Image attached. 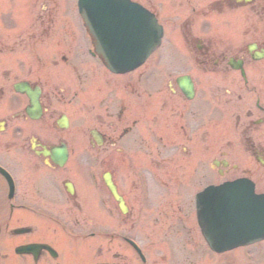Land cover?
Returning <instances> with one entry per match:
<instances>
[{
    "label": "flooded vegetation",
    "instance_id": "1",
    "mask_svg": "<svg viewBox=\"0 0 264 264\" xmlns=\"http://www.w3.org/2000/svg\"><path fill=\"white\" fill-rule=\"evenodd\" d=\"M136 1L164 29L162 45L147 63L157 83L149 88L141 77L108 80L106 96L95 91L92 130L101 143L92 139L88 152L77 158V142L59 127L64 114H43L42 121L49 116L52 122L42 127L32 126L36 122L28 114H0V264H77L80 238L92 242L105 262L125 264L127 255L115 245L130 249V231L143 226L158 197L185 194L183 209L194 216L191 192L186 194L194 180L207 181L211 173L247 176L264 189V0ZM44 5L69 11L37 16L46 30L47 23L78 19L70 13L73 0H44ZM161 71L168 73L160 80ZM196 72L218 80L212 86ZM183 75L193 80L192 98L178 83ZM10 81L9 75L0 80V98ZM46 98L51 94L43 87L48 111ZM210 98H216L215 107ZM211 117L219 121L212 156ZM18 118L30 126L19 127ZM230 118L232 130L225 126ZM22 131L28 136L21 137ZM107 174L129 206L125 213L104 182ZM81 175L89 182L88 198L77 183ZM133 195H138L134 205ZM193 221L177 217L172 223L183 237L186 233V244L193 242ZM36 244L45 247L24 249Z\"/></svg>",
    "mask_w": 264,
    "mask_h": 264
},
{
    "label": "rangeland",
    "instance_id": "2",
    "mask_svg": "<svg viewBox=\"0 0 264 264\" xmlns=\"http://www.w3.org/2000/svg\"><path fill=\"white\" fill-rule=\"evenodd\" d=\"M64 9L66 8H61V6L55 8L51 6L46 9L44 0H4L0 3V80L7 75L12 78L9 89H6V98L0 99V114L18 113L24 110L28 104V99L25 96L14 92L12 86L14 81L12 80L28 79L41 84L45 88V94H51L50 99L46 98L49 107L46 114H67L69 116L71 130L66 132L73 142H77V155L80 154L77 156L78 158L81 157L85 144H89L90 141L89 131L93 125L92 110L96 96L95 91H100V95L104 96L106 92L104 82L108 79H110L109 82L117 84L121 79L128 78L135 81L138 77L143 79L153 76L156 72L145 65L127 76L110 74L100 61L93 60L88 54L84 42L86 32L77 17L72 18V28H69L68 24H63L62 20L45 24L49 30H45L44 25L41 26L38 21L33 22L35 17H40V15L54 14L56 17H61L66 14ZM71 30H75L74 36L69 37L67 34L70 33L67 31ZM62 33L67 34L63 35ZM31 35L34 37L31 38ZM79 47L82 48L83 54L79 53L77 57ZM63 56H67L66 62L63 60ZM180 72L182 71H170L175 75ZM74 73H77V79ZM166 73L161 71L160 80L167 76ZM196 74L207 79V82L212 86L218 80L215 75L207 76L200 72H196ZM102 81L103 83H100ZM147 85L149 88H153L155 81ZM153 97L155 96L153 95ZM210 100L212 107H215L216 103L213 100L216 101V98H210ZM44 122L51 124L52 121L49 116H46L42 122L34 123L32 126L42 127ZM218 122L217 118L211 117V156L214 150L216 151L218 142L213 140L217 136ZM25 123V126H30L29 121L18 118L19 127ZM232 125L231 118L225 122V126H228L229 130L230 128L232 130ZM76 128L77 137H74L73 132L76 131ZM20 136L27 137L28 134L26 135V131H22ZM114 156L123 158V154L120 153H115ZM144 157L147 159L146 156ZM222 180L219 179L217 182ZM198 182L199 179L198 181L194 180L193 188L186 194L189 196L191 192V199L203 186L200 185L201 182L200 184ZM77 183L80 184L81 193L87 192L88 198L90 190L86 188V185L89 182L81 175L77 176ZM171 196L169 199L163 198V196L158 197L156 203L152 204L153 208L149 212L151 215H146L143 226L141 225L142 228L140 226L138 229L130 231V237L140 240L148 260L145 264H264V241L223 254L214 253L206 244L199 230L196 213L194 212L193 216L185 212L187 210V204L184 202L186 201L185 194L180 197L175 194ZM172 198L174 203H171ZM130 202L132 205L138 203V195L131 196ZM157 207L159 209H156ZM162 208L165 209L161 210ZM177 217L188 223L192 219L194 220L195 229L192 243L186 244V233L183 237L180 234L182 230L172 227V223ZM87 227L81 226V228ZM90 245L87 241L77 242V264L90 263L95 254ZM115 247L127 255L125 264H138L136 254L131 249L128 247L122 249L119 244Z\"/></svg>",
    "mask_w": 264,
    "mask_h": 264
},
{
    "label": "water",
    "instance_id": "3",
    "mask_svg": "<svg viewBox=\"0 0 264 264\" xmlns=\"http://www.w3.org/2000/svg\"><path fill=\"white\" fill-rule=\"evenodd\" d=\"M81 7L98 41V52L115 70L128 71L137 67L160 42L161 33L156 27L146 28L140 24L147 21L151 25L150 19H135V7L128 3L82 0ZM16 88L31 98L28 112L41 114L40 89H33L26 82L18 83ZM199 200L200 222L206 233V225L216 229V239L244 244L264 238V197L254 194V186L246 187L242 181L210 186Z\"/></svg>",
    "mask_w": 264,
    "mask_h": 264
}]
</instances>
